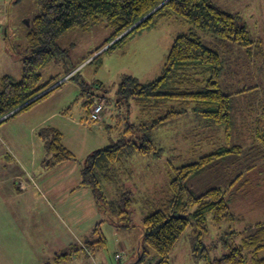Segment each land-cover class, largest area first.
<instances>
[{"label":"rangeland","instance_id":"1","mask_svg":"<svg viewBox=\"0 0 264 264\" xmlns=\"http://www.w3.org/2000/svg\"><path fill=\"white\" fill-rule=\"evenodd\" d=\"M211 1L217 3L222 9L239 15L240 22L247 25L251 37L255 40V44L247 49L235 42L222 41L212 32L198 30L203 42L219 50L225 59L224 71L220 78L221 88L225 93H233L248 87L254 88L234 95V127L229 141L225 138L226 132L223 126L195 129L199 126L201 118H197L193 112L185 113L180 118L167 123L168 127L164 130L158 128L161 133L157 136L158 145L163 146L165 150L157 163L158 166H155L156 176L159 178L156 180V187L158 190L166 189L164 183L167 184V177L161 175L159 170L164 169V165H168L169 159L175 166H180L197 160L219 146L237 145L239 146L237 151L222 158L189 182L197 194L212 187L227 189L225 198L236 218L223 221L220 226H217L211 222V215H208L207 232L201 235H197L194 231L195 227L189 225L170 253L171 264H205L202 259L195 256V252L202 248L199 242L208 248L211 258L221 257L230 251L226 243L240 244L246 236L244 229L248 225L264 221V137H262L264 135V3L245 5L241 0ZM0 7V23L2 28L8 27V36H2L5 42H0V56L7 52L13 56L11 61L0 60V74L8 73L15 79H19L22 75L20 57L28 52L27 33L30 20L40 13L39 3L37 0H21L20 2L0 0ZM158 25L156 28L135 33L121 47L103 52L96 59L93 58L102 50L93 56H90L91 52L95 51L112 33V29L105 22L92 25L87 29L69 28L57 38V44L62 52L51 56L42 67L41 82L44 83L52 77L59 78L58 83L66 81L62 90H57L58 92L48 103L52 108L54 104H63L70 99L66 104L70 107L64 111V114L69 117L55 119L59 124L56 128L64 135V145L77 157L78 162L72 161L67 165L80 167L89 153L107 146L117 137L116 131L98 130L97 125L91 124L84 105L88 99L87 91L98 96L104 95L108 101H112L116 98L124 75H133L144 82L155 79L162 71L175 37L180 33L189 32L191 28L190 24L176 18L159 22ZM71 70L72 72L69 73ZM71 75L75 76L70 77ZM128 108L126 104H122L117 113L125 115ZM114 111L115 104L106 103L103 116L105 115L108 123L111 122V114ZM257 119L262 120L263 126L259 125L260 131H257L256 124L252 123ZM209 133L217 137L215 144L201 141L200 137ZM0 136H4L1 131ZM38 139V135L29 137V134L24 131L17 149H24L25 157L20 156L15 147H9L12 159L3 157L2 160L15 168L17 166H14L15 159L23 158L20 161L16 160L27 174L36 176L41 187L40 192L44 195L46 203L51 206V210L46 207L42 213L46 223L45 229L61 231L62 248L59 254H67V258L61 259L59 264H75L82 258H88L92 264H97L100 263L101 257L106 259L107 264H118L114 259L117 253L123 257L119 264H156L160 256L152 250L145 251L144 259L138 262L140 247L143 245L141 225L144 216L163 208V197L151 198V202L147 204L134 201L127 205V199L124 198L120 203L109 204L106 203L104 194L109 199L114 198L115 187L104 183V192L100 195L103 206L100 207L96 203L92 210L86 209L80 203L73 205L71 197L65 195L61 198L63 203L65 200L69 212H63L55 207L50 191L48 194L47 189L41 186L43 179H54V170L47 169L44 165L45 150L37 145ZM32 146L34 152L30 149ZM140 158L141 155L135 154L128 161L127 167H133ZM31 159L35 160V167H31L29 163ZM3 170L0 172V180L5 178L10 180L7 176L11 178V168ZM237 176L240 178L229 188L230 182ZM55 179L57 180V176ZM66 182L67 177L65 180L63 178L62 186L67 185ZM126 188L125 191L135 192L136 190L132 184H128ZM69 202L72 205H68ZM121 210L128 212V219L124 218L126 213H121ZM70 213L77 215V219H72L69 216ZM86 214L88 217H94L93 220H86ZM100 221L102 234L107 244L102 250H96L94 257H91L84 252L83 244L97 238L92 234V229ZM86 224H90V229H86ZM77 228L84 232L79 231L80 235H78ZM231 232L233 234H229ZM47 237L49 238L48 232Z\"/></svg>","mask_w":264,"mask_h":264},{"label":"trees","instance_id":"2","mask_svg":"<svg viewBox=\"0 0 264 264\" xmlns=\"http://www.w3.org/2000/svg\"><path fill=\"white\" fill-rule=\"evenodd\" d=\"M37 2L40 13L30 20L27 33L29 47L28 52L22 57V76L20 79H14L10 75L2 78L0 122L33 108L66 82L58 83L60 79L52 77L42 83L41 69L51 56L62 52L57 44V38L69 28L87 29L105 22L112 29L111 35L91 52L90 56H93L102 50L93 58L96 59L103 52L121 47L135 33L158 27L159 22L176 18L191 25L189 32L180 33L175 37L162 71L155 79L144 82L130 74L122 77L117 92V103L126 104L129 107L127 113L117 115L113 123L105 122L103 116L101 123L106 131H116L117 137L107 146L88 154L81 169L82 183L92 188L97 205L103 206L100 195L104 192V183H109L116 190L112 199L104 194L106 203H120L123 198L127 199V205L134 202L131 191H125L127 188L119 185L122 166L135 154L160 158L165 148L154 140L155 129L180 118L185 113L193 112L197 118H201L199 126L195 129L223 126L226 140L231 139L234 127V95L252 90L254 87L243 88L233 93H225L222 90L220 78L224 71L225 59L219 50L203 42L198 30L212 32L222 41L235 42L249 49L255 44V40L251 37L247 25L240 22L239 15L222 9L211 0H37ZM161 3L163 4L159 6ZM73 76L75 75L70 77ZM46 89L49 90L33 99ZM87 98L84 105L88 115L96 98L104 107L103 95ZM131 106H136L140 111L134 119L131 115ZM90 122L94 125L91 120ZM252 123L256 124L257 131L261 130L259 127L263 126L261 119ZM44 131L48 136L45 146L51 154V159L46 161L47 166L77 159L76 154L64 145L63 133L59 129L47 127ZM200 139L215 144L217 137L209 133ZM238 147L222 145L203 154L197 160L180 166H175L169 159L167 164L171 170L169 169L168 186L164 191H160L164 206L142 219L143 245L140 247L138 262L144 259L145 251L152 250L160 256L156 264H171L170 253L189 225L195 227L197 235H201L207 232L208 215H211V222L217 226L223 221L236 218L225 198L227 189L212 187L197 194L189 182L222 158L237 151ZM235 178L230 182L229 188L240 176ZM120 212H125L124 218L128 219L127 211ZM244 232L246 236L240 244L226 243L230 251L221 257L211 258L208 248L201 242L199 244L202 248L195 252V256L202 259L205 264H264V221L248 225ZM92 234L97 238L87 241L88 251L103 249L107 243L102 234L101 221L92 229Z\"/></svg>","mask_w":264,"mask_h":264},{"label":"crops","instance_id":"3","mask_svg":"<svg viewBox=\"0 0 264 264\" xmlns=\"http://www.w3.org/2000/svg\"><path fill=\"white\" fill-rule=\"evenodd\" d=\"M241 2H243L245 5H252L253 3H256L258 5L260 3H264V0H241ZM3 35H5L6 37L8 36V27L3 26L2 28V24L0 23V42H5V39L2 38ZM22 57L23 55H21L20 57L21 63ZM0 60L4 62L7 60L11 61L13 60V56L11 53L7 52V54L0 56ZM5 75L10 74H0L1 87L2 78ZM62 88L63 87L57 90H62ZM57 90L33 108L0 122V131L4 134L3 137L0 136V172H3V169H6L8 167L11 168V178L7 176V178L10 180H7L6 178L0 180V264H59L61 262V259L67 258V254L63 257L62 254H59L60 248H62L60 229L58 231L52 228H48V231H46L45 229L46 223H44L42 213L44 212L46 207L51 210V206L46 203L44 195L40 192L41 187L36 180V176L34 177L33 175H30V173L27 174L22 169V166L17 162V160L20 161V159L23 158L18 159L17 157V160L15 159L14 166L17 165L15 168H13L12 165L4 163L2 160L3 157H9L10 159H12V155L9 154V147H15L20 156L25 157V150L17 149V146L20 142V137L23 135L24 131L29 134V137L38 135L39 139L37 145L43 147L45 150L46 160L44 161V165L47 167V169L54 170V179H43L41 182V186L47 189V193L50 191L54 199L55 207L63 212H69L65 205V200L63 203L61 198L65 195L71 197L73 205H75L76 203H80L83 204L86 209L89 208L90 210H92L96 205L92 188L82 183L83 177L81 174V169L83 165L81 164L80 167H76V165H67L72 161L78 162L77 159L54 166L46 165V161H49L51 159V154L47 151L45 146V142L48 136L44 134V129L47 127L56 128L57 125H59L57 120H55L57 117L61 119H64V117H69L67 114H64V111L70 107L66 105L70 101V99L63 104H54L52 108L48 103V101L51 100L53 96H55L54 94L58 92ZM87 93V97L89 98L98 97V95H95L92 92L87 91ZM103 97V111L105 110L106 103L113 102V104H115V111L113 112V114H111L112 120L110 122L113 123L114 118L119 115L117 113V110L121 106L117 103V94L116 98H114L112 101H108L106 96L104 95ZM131 109H133L131 110V115L134 119L137 115H139L140 111L136 106H131ZM87 116L89 119L88 111ZM104 119H106L105 115ZM83 124H86V122H84ZM166 125L167 124L161 126L160 128L164 130V128L168 127ZM97 129L106 131L105 128L97 127ZM36 132L37 134H35ZM159 132L160 129L158 130L156 128L153 133L156 143H159L157 140V136L161 134ZM32 140L34 141V138H32ZM30 149L34 152L33 146ZM141 158H145L146 160H142ZM141 158L133 167H127V163L130 159L125 162L121 169V180H119V185H122V187L126 188L128 187V184H132V186L136 188V190L135 192L131 190L129 191H131V194L136 202L147 204L151 202V198H158L159 196H162L161 192L164 191L160 189L158 190V188L156 187V180H159V178L156 176L155 166H158L157 163L159 162L160 158L154 156H141ZM29 163L31 167L36 166L34 159H31ZM164 166L165 168L162 170L160 169L159 172L161 173V175L167 177L168 184L169 169L168 165ZM56 176L57 180L55 179ZM66 177L67 182L65 184L67 185L62 186L63 178L65 180ZM21 183L23 186L20 185ZM164 184L166 187L168 186L166 182ZM115 192L116 190L114 191V193ZM118 193L120 195L119 191ZM72 203L69 202L68 205H72ZM69 216L72 219H77L78 217L73 213H70ZM93 218L94 217H88L86 214V220L91 219L92 221ZM90 227V224H86V229H90ZM79 231L84 232V230L77 228L78 235H80ZM47 232L49 238L47 237ZM83 247V250L87 255L89 254L91 257H94L93 255L95 252L89 250L92 252L91 253L88 251L87 242L83 244ZM93 260H95V258H93ZM101 263L107 264L106 259L101 257L100 263L97 264ZM75 264L92 263L88 258H82L78 259Z\"/></svg>","mask_w":264,"mask_h":264},{"label":"built area","instance_id":"4","mask_svg":"<svg viewBox=\"0 0 264 264\" xmlns=\"http://www.w3.org/2000/svg\"><path fill=\"white\" fill-rule=\"evenodd\" d=\"M89 118L94 123V125H97L99 128H102L101 123L103 118V103L98 101L97 98L94 100V105L91 108ZM20 185L23 186L22 183ZM121 258L122 255L120 253H117L114 256V259L118 264L120 263Z\"/></svg>","mask_w":264,"mask_h":264},{"label":"water","instance_id":"5","mask_svg":"<svg viewBox=\"0 0 264 264\" xmlns=\"http://www.w3.org/2000/svg\"><path fill=\"white\" fill-rule=\"evenodd\" d=\"M164 2H165V1H164ZM164 2H163V3H164ZM163 3H161L159 6H161ZM159 6H158V7H159ZM158 7H156V9H157ZM156 9H154V10H156ZM154 10H153V11H154ZM153 11H152V12H153ZM121 35H122V34H121ZM121 35H120V36H121ZM120 36H118V37H120ZM57 84H58V83H57ZM51 88H52V87H51ZM47 90H49V89H46L45 91L39 93V94L36 95L33 99L37 98L38 96H40L41 94H43V93L46 92ZM33 99H31V100H33ZM31 100H30V101H31ZM30 101H28V102H30ZM1 119H2V118H1ZM1 119H0V120H1ZM132 264H133V263H132Z\"/></svg>","mask_w":264,"mask_h":264}]
</instances>
